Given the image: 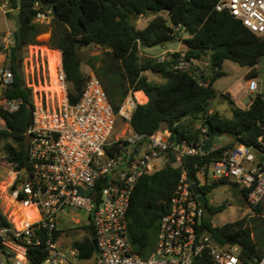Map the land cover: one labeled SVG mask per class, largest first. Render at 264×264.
Wrapping results in <instances>:
<instances>
[{
	"label": "trees",
	"instance_id": "obj_1",
	"mask_svg": "<svg viewBox=\"0 0 264 264\" xmlns=\"http://www.w3.org/2000/svg\"><path fill=\"white\" fill-rule=\"evenodd\" d=\"M36 1L21 0L15 44L7 54V65L14 77L2 97L20 100V103L14 111L0 106V117L5 124L0 128V153L4 154L6 164L17 163L18 169H22L30 159L27 131L33 123L34 99L33 89L26 85L21 70L22 51L29 45L43 43L61 50L69 100L76 103L89 77L82 70L78 41L103 49L96 75L116 110L130 90H142L148 97L134 111L131 123L136 132L150 135L167 129L173 140L187 139L199 146L211 133L229 136L228 143L185 159L189 180L199 183L206 195L219 184L240 186L226 179L211 184L199 179L205 162L220 158L224 150L242 143L257 151L264 160L263 92L256 94L244 108L230 93L224 94L232 117L223 116L211 106L216 95L214 84L225 75L222 70L225 60L247 67L249 79L259 75L258 64L264 61V35L252 32L229 11L216 10L219 0H40L53 9L49 25L34 21ZM148 16L151 18L147 25L139 28L138 21ZM183 32L188 36L183 37ZM47 33L49 38L40 41L39 37ZM179 41L183 43V50L172 52L164 59L142 55L144 48ZM192 59L207 61L209 74L194 68H177L180 61ZM149 71L160 80L149 77ZM173 160L174 155L169 153V162L162 169L141 177L132 194L127 212L128 230L135 252L143 257H149L155 247L151 244V233L158 232L181 175ZM240 188L247 200L249 189ZM250 206L256 215L214 225L208 204L204 207L201 225L202 231L209 232L216 241L239 245L243 264H256L264 253L263 208L261 203ZM223 208L217 207L215 211ZM0 221L7 222L1 209ZM83 228L86 234L74 245L80 259H89L97 254L93 244L95 229L92 223ZM46 256V250H30L28 258L30 264H40ZM193 264H215V260L206 255Z\"/></svg>",
	"mask_w": 264,
	"mask_h": 264
},
{
	"label": "built area",
	"instance_id": "obj_2",
	"mask_svg": "<svg viewBox=\"0 0 264 264\" xmlns=\"http://www.w3.org/2000/svg\"><path fill=\"white\" fill-rule=\"evenodd\" d=\"M20 7L21 0H0V9L6 14ZM34 8L35 22L52 23L50 6L38 0ZM215 8L229 11L252 32L264 35V0H219ZM14 44V31L0 33V50L5 55ZM52 51L58 53L53 63L52 103L44 97L34 101L33 123L27 131V170L18 169L17 163L5 165L16 188L12 206L2 213L7 222L0 221V264H30V250L47 251L40 264H75L79 258L76 239L67 242L74 239V233L63 225L73 210L88 215L73 218L76 223L94 225L97 264H193L206 255L215 264H243L239 245L222 244L201 229L205 208L193 192L185 159L205 154L203 143L173 140L167 129L150 135L136 132L132 117L137 106L148 101L146 94L130 90L116 110L93 72L88 74L80 99L71 103L62 51ZM198 61L182 60L177 68L190 70ZM13 77L8 65H0L2 90ZM248 87L251 92L259 89L254 77L248 80ZM3 102L5 109L14 111L20 100ZM169 153L181 175L169 210L161 219L156 245L149 257H143L135 252L130 239L127 212L141 177L162 169L169 162ZM198 176L206 184L209 179L238 182L249 189L250 205L264 200V160L245 144L205 162ZM83 231L84 236L86 229ZM256 264H264V253Z\"/></svg>",
	"mask_w": 264,
	"mask_h": 264
},
{
	"label": "rangeland",
	"instance_id": "obj_3",
	"mask_svg": "<svg viewBox=\"0 0 264 264\" xmlns=\"http://www.w3.org/2000/svg\"><path fill=\"white\" fill-rule=\"evenodd\" d=\"M18 11L15 10L9 14L4 13L0 9V33L7 31H15L18 28ZM151 16L141 18L138 21V27L144 28ZM49 34H43L39 37L40 41H46L49 38ZM183 37L188 36L185 32L182 33ZM183 43L181 41L174 43H166L164 45H156L149 48H144L142 51L143 56H153L159 59H164L169 56L170 53L175 51H182ZM80 56L82 59V70L84 73L89 74L91 72L97 74V68L99 67L100 61L98 57L102 55L103 49L95 45H83L79 47ZM5 51L0 50V65H7V55ZM8 54V53H7ZM58 53L52 51V48L46 44L40 45H29L22 51V65L21 70L28 87L33 89L34 101L40 100L44 97V100L49 99L52 103V92L53 89L52 77H53V63ZM95 66V67H94ZM195 70L204 75L209 74V67L207 61L200 60L193 65ZM260 73L257 77H254L259 84V89L256 92H251L248 87L249 78L246 77L248 68L243 67L240 64L226 60L223 66L226 74L220 77L214 84L216 95L211 100V106L213 110L218 111L223 116L232 117V111L230 110V103L224 94H233L237 99V103L240 107H246L251 102L252 98L259 92L264 91V61L262 60L258 64ZM147 75L153 79L160 80V77L147 72ZM3 90L0 87V106L4 105ZM140 99H144L142 93H138ZM5 126L4 121L0 117V128ZM120 127L118 125V131ZM230 141L229 136L219 135L214 137L213 148H218ZM163 163V160L159 161ZM6 162L4 161V154L0 153V209L2 213L8 212L9 208L13 204V188L10 182L11 176L6 170ZM203 183V181H202ZM209 184L213 183L212 179H209ZM240 186L232 183L219 184L207 193V199L210 209L212 210V219L214 225H222L226 222L234 221L244 216H254L256 212L248 204L240 191ZM224 206L223 210L215 211L217 207ZM263 208L264 217V200L261 202ZM71 217L63 224L64 227H71L74 233V239H69L67 242L72 240L81 239L83 236V226L74 221V219L85 217L87 214L82 210H73ZM74 218V219H73ZM157 231L151 233V244L156 245L157 242ZM75 264H97V254L89 259L78 258Z\"/></svg>",
	"mask_w": 264,
	"mask_h": 264
},
{
	"label": "water",
	"instance_id": "obj_4",
	"mask_svg": "<svg viewBox=\"0 0 264 264\" xmlns=\"http://www.w3.org/2000/svg\"><path fill=\"white\" fill-rule=\"evenodd\" d=\"M80 44L81 42L78 41L77 43V50H79V47H80ZM263 97H264V91H263ZM215 136H219V133L218 132H214V133H211L208 137V139L203 143L202 147H201V150L203 152H207L209 151L210 149H212L213 147V140H214V137ZM29 164V161L26 162L25 166L23 167L22 171H26L27 170V165ZM19 184V182H18ZM192 189H193V192L195 193L197 199L199 200V202L204 206H208V199H207V196L205 194V192H203V190L200 188V185L199 183L195 182V183H192ZM93 244H94V247L96 248V250L98 249V242L96 239L93 240Z\"/></svg>",
	"mask_w": 264,
	"mask_h": 264
},
{
	"label": "crops",
	"instance_id": "obj_5",
	"mask_svg": "<svg viewBox=\"0 0 264 264\" xmlns=\"http://www.w3.org/2000/svg\"><path fill=\"white\" fill-rule=\"evenodd\" d=\"M226 61V60H225ZM225 61H224V63H225ZM224 63H223V66H224ZM222 70L225 72V70L223 69V67H222ZM225 74H226V72H225ZM230 94H231V92H230ZM231 96L236 100V102H237V99L233 96V94H231ZM238 104V103H237Z\"/></svg>",
	"mask_w": 264,
	"mask_h": 264
},
{
	"label": "bare ground",
	"instance_id": "obj_6",
	"mask_svg": "<svg viewBox=\"0 0 264 264\" xmlns=\"http://www.w3.org/2000/svg\"><path fill=\"white\" fill-rule=\"evenodd\" d=\"M58 57V55L56 56V58ZM140 93V92H139ZM143 98H144V96H143ZM144 100V99H143Z\"/></svg>",
	"mask_w": 264,
	"mask_h": 264
}]
</instances>
